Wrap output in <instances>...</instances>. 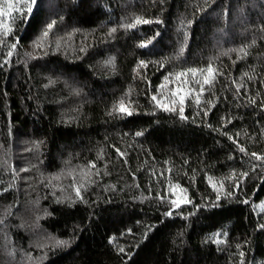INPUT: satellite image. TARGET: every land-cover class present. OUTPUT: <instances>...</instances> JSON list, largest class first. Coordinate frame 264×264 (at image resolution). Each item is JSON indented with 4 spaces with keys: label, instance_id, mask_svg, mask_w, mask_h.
<instances>
[{
    "label": "trees",
    "instance_id": "1",
    "mask_svg": "<svg viewBox=\"0 0 264 264\" xmlns=\"http://www.w3.org/2000/svg\"><path fill=\"white\" fill-rule=\"evenodd\" d=\"M0 33V264H264V0H16Z\"/></svg>",
    "mask_w": 264,
    "mask_h": 264
},
{
    "label": "snow or ice",
    "instance_id": "2",
    "mask_svg": "<svg viewBox=\"0 0 264 264\" xmlns=\"http://www.w3.org/2000/svg\"><path fill=\"white\" fill-rule=\"evenodd\" d=\"M23 3H24V6L25 8L27 9V12H32L33 11V8L37 5V0H23ZM14 7L13 4L11 3H8L7 5V11L4 9V8H0V16H5V15H10L11 14V10L12 8ZM19 11V9H18ZM27 14V13H25ZM141 23H144V24H147L149 23L148 20H142V19H137L135 21V24H131V25H127L126 27H135L137 24H141ZM54 24L55 22L52 21L50 22L48 25H47V28L46 30L43 32V36L44 37H47L48 34H49V31H51V29L54 27ZM11 31V28H9L7 25H4V33L6 32H10ZM113 31H115V29H113ZM4 33H0V34H4ZM13 47H15V45H13ZM243 51V49L241 50ZM246 54V53H245ZM141 65L145 66L146 67V64L144 61H141ZM198 73V70L196 69H190L188 70V72H183V73H179L177 75V79H181L182 77H185L189 74L195 76L197 75ZM199 73L201 75H203V80L202 82L201 81H198V83H201V88H200V92H203V85H209L211 86V84L215 81V69H213L211 66H209L207 69H204V70H199ZM189 95H191V92L189 93ZM152 100L153 101H156L157 102V106L158 107H162L163 110L165 111H175V107H169V105L167 104H160L159 101H157V97L156 96H153L152 97ZM196 102L199 103V97L197 96L196 98ZM172 105H174L176 103V101H171L170 102ZM179 103L182 105L184 103V98L181 96L180 99H179ZM118 111L125 114V115H132V112L129 110L128 107H126V105L124 104V102H121L120 105L118 106ZM181 112H183V108L181 107L180 109ZM183 118V117H182ZM139 135V133H138ZM242 152L244 151L243 148L240 149ZM121 155H123L121 153ZM253 156H256L255 153H252ZM257 159H264V157H259V156H256ZM94 167V165H93ZM183 191V190H182ZM76 192H77V195H79V189L77 188L76 189ZM180 202H187V201H177V200H173L172 203L175 204L176 206H179V203ZM171 213H169L170 215ZM2 222V221H0ZM66 242L65 241H57V244L58 245H62V244H65Z\"/></svg>",
    "mask_w": 264,
    "mask_h": 264
},
{
    "label": "rangeland",
    "instance_id": "3",
    "mask_svg": "<svg viewBox=\"0 0 264 264\" xmlns=\"http://www.w3.org/2000/svg\"><path fill=\"white\" fill-rule=\"evenodd\" d=\"M9 3L13 4L15 6L16 0H11ZM14 8V7H13ZM13 8L11 10V14L13 13ZM7 11V8L5 9ZM10 14V15H11ZM9 16V15H6ZM175 94H177L179 97H184L185 91L182 88H178L177 90H174ZM15 149V148H14ZM27 172L26 170H21V175L22 173ZM175 196L178 197L179 199L182 197V193L180 191H176L175 192ZM181 201V200H180ZM257 210L260 212H264V201L261 203L257 204ZM24 216V215H23ZM7 227L4 226L2 228V230L0 231V234L5 237V233H6ZM33 231L35 233H33ZM33 231H31L33 234H31V239L32 241L34 239H39L41 238L39 235H41L43 232L37 229H33ZM42 232V233H41ZM43 235V234H42ZM51 238L47 237V241H49ZM4 243L7 244L6 239H4ZM7 256L10 258L9 260V264H23V259H24V254L23 251L21 249H17V257H16V253L14 255V253L12 252H7ZM2 262L4 263V261L2 260ZM5 264V263H4Z\"/></svg>",
    "mask_w": 264,
    "mask_h": 264
}]
</instances>
